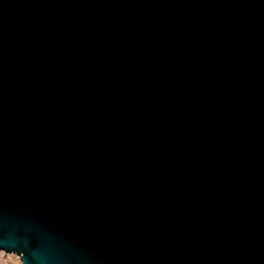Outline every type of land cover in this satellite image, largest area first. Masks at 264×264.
<instances>
[{"label":"water","instance_id":"obj_1","mask_svg":"<svg viewBox=\"0 0 264 264\" xmlns=\"http://www.w3.org/2000/svg\"><path fill=\"white\" fill-rule=\"evenodd\" d=\"M0 249L264 264V0H0Z\"/></svg>","mask_w":264,"mask_h":264},{"label":"rangeland","instance_id":"obj_2","mask_svg":"<svg viewBox=\"0 0 264 264\" xmlns=\"http://www.w3.org/2000/svg\"><path fill=\"white\" fill-rule=\"evenodd\" d=\"M0 264H22V262L17 254L0 250Z\"/></svg>","mask_w":264,"mask_h":264},{"label":"clouds","instance_id":"obj_3","mask_svg":"<svg viewBox=\"0 0 264 264\" xmlns=\"http://www.w3.org/2000/svg\"><path fill=\"white\" fill-rule=\"evenodd\" d=\"M29 264H32L31 254H30V256H29Z\"/></svg>","mask_w":264,"mask_h":264}]
</instances>
